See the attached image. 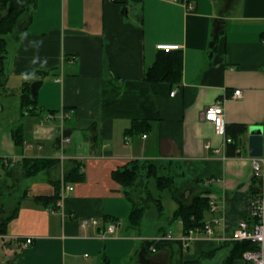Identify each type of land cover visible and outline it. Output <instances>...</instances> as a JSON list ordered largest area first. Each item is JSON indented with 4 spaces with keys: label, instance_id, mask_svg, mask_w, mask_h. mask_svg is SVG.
Instances as JSON below:
<instances>
[{
    "label": "crops",
    "instance_id": "1",
    "mask_svg": "<svg viewBox=\"0 0 264 264\" xmlns=\"http://www.w3.org/2000/svg\"><path fill=\"white\" fill-rule=\"evenodd\" d=\"M31 1L29 13L6 35L0 190L20 194L16 216L0 233V264H131L124 263L127 256L136 264H183L215 248L219 242L203 235L184 246L177 219L175 241L147 251L143 241L150 236L135 234L140 225L129 224L131 202L111 171L148 160L158 175L173 178L177 194L169 192L175 207L157 214L158 223L171 222L177 197L189 202L198 194L218 203L205 212V221L221 217L230 229L247 214L248 130L237 137L239 154L228 156V136L216 133L203 113L220 101L224 125L261 124L264 136V0H185L190 7L174 0ZM5 12L1 5L0 16ZM158 43L180 45L178 78L176 72L145 78L157 56L165 55ZM25 81L36 94L33 112L21 106ZM133 120L149 126L126 134ZM66 135L69 141H62ZM24 157L57 161L24 177ZM75 161L84 178L64 182ZM52 180H59L60 188L73 186L54 208L33 199L51 195ZM111 222L115 228L108 233ZM239 263L244 264L241 257L234 262Z\"/></svg>",
    "mask_w": 264,
    "mask_h": 264
},
{
    "label": "trees",
    "instance_id": "2",
    "mask_svg": "<svg viewBox=\"0 0 264 264\" xmlns=\"http://www.w3.org/2000/svg\"><path fill=\"white\" fill-rule=\"evenodd\" d=\"M117 2L127 3L128 0H116ZM234 1V0H232ZM6 7V12L0 16V93L4 87L5 80V63L7 54V39L6 35L12 32L19 20L26 16L29 12L28 9L32 5L31 0H0V6ZM177 52L176 57L170 56V52ZM165 55H158L152 66L146 69L145 78L150 80H157V78L164 79L169 73H180V56L178 49L162 50ZM169 54V55H168ZM21 106L28 112L36 111V94L31 91L30 82H23L20 88ZM144 121V122H143ZM149 126V122L145 120H133L132 124L126 128V134H134L145 131ZM247 129L244 123H230L225 125L224 134L230 139L227 143L225 153L228 156L239 154L237 149V137ZM15 143H20L21 138L17 135L16 131L13 133ZM53 158H30L24 157L21 159L23 176H32L39 171L52 166L56 163ZM112 177L120 183L124 189V193L128 200L131 202V209L128 215V222L133 227H138L141 223L142 217L146 213V206L141 203L144 196H148L158 209V214L163 213V203L159 198L160 195L154 196L152 191L148 188L149 178H154L155 186L159 191L168 189L175 197L177 190L173 185V178L167 175H158L157 166L152 161L148 160H132L129 164L122 167L115 168L111 171ZM84 178L83 173L80 171L79 162L75 161L71 167L67 169L64 174V182L79 181ZM54 185V192L51 195H35L33 199L46 207H56L60 198V181L52 180ZM256 188V183L251 179L249 193H253ZM2 192L0 190V197ZM25 195V194H24ZM177 207L174 209L170 216L169 221L181 220L183 231L187 229L202 225L204 223L205 212L209 209V197L206 195H195L189 202H184L181 198H176ZM19 208V200L15 201L12 209L0 220V233H5L8 222L16 216ZM166 233L164 231L161 235ZM177 240V239H176ZM175 241L171 239H155L148 237L144 239L143 246L148 251L150 247L154 246L155 250L164 247L168 242ZM178 241V240H177ZM224 247L227 253L223 257L222 264H234L235 260L241 257L243 251L252 249L255 244L249 240H235V241H222L210 250L201 252L197 257L186 260L183 264H198L200 257L211 256L217 248Z\"/></svg>",
    "mask_w": 264,
    "mask_h": 264
},
{
    "label": "built area",
    "instance_id": "3",
    "mask_svg": "<svg viewBox=\"0 0 264 264\" xmlns=\"http://www.w3.org/2000/svg\"><path fill=\"white\" fill-rule=\"evenodd\" d=\"M181 2L185 7H190L185 0H174ZM264 46V40L262 42ZM157 49L171 50L179 49L180 45L177 43H158ZM171 94L174 91L170 92ZM240 94V89H235L233 97H237ZM223 105L220 101L212 103L205 107L203 118L207 121H211L214 124L215 132L224 134V122H223ZM65 112L60 111L61 123L59 128L62 130V119L65 117ZM50 116V114H48ZM227 142L229 138L225 139ZM62 141H69V136H64ZM26 147L30 146V143H25ZM40 147V144H37ZM206 146H209L206 143ZM219 149H215L218 151ZM250 177L256 183V188L249 197V207L247 214L239 220V222L232 228L226 229L223 218L212 217L209 220L204 221L202 225H197L183 231L179 237L184 246H187L189 242L198 236L203 235L205 238L222 241H235V240H249L255 244L252 249H246L243 251L241 258L244 264H264V156L251 157V169ZM208 182V181H207ZM210 182V181H209ZM73 186L70 184H62L60 188V198L57 202L59 204L61 198H63L64 190H71ZM218 207V203L215 198H209V210L214 211ZM89 220H82V224L88 223ZM90 222L97 223V220L92 219ZM215 227L217 229H215ZM115 228V223L111 222L107 225L106 231L112 233ZM155 239H173L171 232H166L163 235L155 237ZM26 243L31 241L30 237L25 239ZM150 249L155 250L154 246Z\"/></svg>",
    "mask_w": 264,
    "mask_h": 264
},
{
    "label": "rangeland",
    "instance_id": "4",
    "mask_svg": "<svg viewBox=\"0 0 264 264\" xmlns=\"http://www.w3.org/2000/svg\"><path fill=\"white\" fill-rule=\"evenodd\" d=\"M174 171V170H173ZM176 171V170H175ZM163 173V172H160ZM173 173V172H172ZM148 188L152 191L153 195H160L159 198L161 199L164 207V216L166 215L165 213H169L174 207L175 203L170 197V192L168 189L159 191L156 186H155V180L154 178H149V184ZM2 192V191H1ZM160 192V194H159ZM4 194V196H3ZM20 193L18 191H15L14 193H9V191H6L5 193H2L0 197V220L2 217H4L6 214L9 213V211L12 209V206L14 205L16 201V197ZM144 199H141V203H143L144 206H146V213L142 217L140 227L135 228L134 232L137 234V232L145 233L148 234L151 238H154L157 234H161L162 228L164 227L166 232H171L173 236H176V234H179V226L175 221L168 222L165 220L159 221V223L155 220L156 215L158 214V209L157 206L151 202L148 196H144ZM3 202V204L1 203ZM206 217V214H205ZM215 247V243L213 244ZM227 253L226 248L220 247L215 250V252L211 256L207 257H200V261L198 264H222L223 262V257ZM130 256H127L125 258L124 263H131V264H136L135 263V258H129ZM241 264V263H239Z\"/></svg>",
    "mask_w": 264,
    "mask_h": 264
},
{
    "label": "water",
    "instance_id": "5",
    "mask_svg": "<svg viewBox=\"0 0 264 264\" xmlns=\"http://www.w3.org/2000/svg\"><path fill=\"white\" fill-rule=\"evenodd\" d=\"M248 155L250 157H259L264 154L263 143V126L261 124H253L248 128Z\"/></svg>",
    "mask_w": 264,
    "mask_h": 264
},
{
    "label": "clouds",
    "instance_id": "6",
    "mask_svg": "<svg viewBox=\"0 0 264 264\" xmlns=\"http://www.w3.org/2000/svg\"><path fill=\"white\" fill-rule=\"evenodd\" d=\"M24 78H25V79H30L31 77H29V76L25 75V76H24Z\"/></svg>",
    "mask_w": 264,
    "mask_h": 264
}]
</instances>
